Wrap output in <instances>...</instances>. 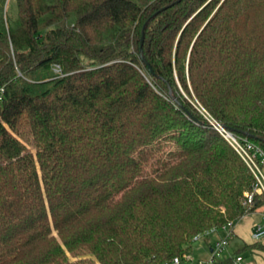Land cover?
I'll list each match as a JSON object with an SVG mask.
<instances>
[{
  "label": "trees",
  "instance_id": "16d2710c",
  "mask_svg": "<svg viewBox=\"0 0 264 264\" xmlns=\"http://www.w3.org/2000/svg\"><path fill=\"white\" fill-rule=\"evenodd\" d=\"M0 88V264H181L248 206L264 0H0Z\"/></svg>",
  "mask_w": 264,
  "mask_h": 264
},
{
  "label": "built area",
  "instance_id": "2783aa9c",
  "mask_svg": "<svg viewBox=\"0 0 264 264\" xmlns=\"http://www.w3.org/2000/svg\"><path fill=\"white\" fill-rule=\"evenodd\" d=\"M2 88H0V92ZM213 127L221 134V136L229 143V145L235 150L239 157L246 164L253 176V182L251 189L244 192V204L248 205L245 214H250L254 211H259V209L264 207V152L244 134H234L224 128L219 124H213ZM257 198V201H255ZM262 199V202H259V199ZM256 204L257 207L252 211L250 208ZM234 221H227L224 225L218 228H211L207 230L204 234L217 232L219 229H225V237L219 239L213 244L212 254L220 255L225 246L228 243V239L232 236L230 228L232 227ZM203 234H197L193 237L192 241L197 240ZM264 236V212L262 213V219L253 225L252 229V238L255 240L260 239ZM185 255V254H184ZM183 255V257H184ZM190 259V256H186ZM241 257H235V261H240ZM170 264H179L178 257H174Z\"/></svg>",
  "mask_w": 264,
  "mask_h": 264
},
{
  "label": "crops",
  "instance_id": "0c3cea01",
  "mask_svg": "<svg viewBox=\"0 0 264 264\" xmlns=\"http://www.w3.org/2000/svg\"><path fill=\"white\" fill-rule=\"evenodd\" d=\"M262 212L241 217L234 221L230 231L232 236L220 253L216 256L212 254L213 244L225 237L226 230L219 229L217 232L207 233L194 241V247L190 252V259L181 264H212L215 260L230 258L229 264H264V236L258 240L252 238L254 223L262 219ZM193 243V241H192ZM192 248V247H191ZM241 257L240 261H235V257Z\"/></svg>",
  "mask_w": 264,
  "mask_h": 264
},
{
  "label": "rangeland",
  "instance_id": "374dc122",
  "mask_svg": "<svg viewBox=\"0 0 264 264\" xmlns=\"http://www.w3.org/2000/svg\"><path fill=\"white\" fill-rule=\"evenodd\" d=\"M10 9H11V12H13V13H15V6H14V4L12 3V5H10ZM220 125V124H219ZM221 126V125H220ZM223 128V127H222ZM225 129V128H224ZM229 131V130H228ZM231 132V131H230ZM238 134H244V135H246V132H241V133H238ZM247 136V135H246ZM248 138H250L249 136H247ZM31 148V147H30ZM261 212L263 211L264 212V207H262V208H260L259 209ZM258 211H254V212H252V213H250V214H246V215H243L242 217H247V216H249V215H253V214H255V213H257ZM193 247H194V241H193V243H192V248L191 249H193ZM190 255V252H187L185 255H184V258H183V262H186V261H188V258H186V256H189ZM69 260H73V258H71L70 256H69Z\"/></svg>",
  "mask_w": 264,
  "mask_h": 264
},
{
  "label": "water",
  "instance_id": "95a60500",
  "mask_svg": "<svg viewBox=\"0 0 264 264\" xmlns=\"http://www.w3.org/2000/svg\"><path fill=\"white\" fill-rule=\"evenodd\" d=\"M141 40H142V37H141ZM140 46H141V41H140ZM139 52H140V56H141V55H142V54H141V49H139ZM147 67H148V69L150 70V67H149V65H147ZM221 127H223V128H224V126H223V125H221ZM246 135H247V136H249V137L251 136V135H250L248 132H246Z\"/></svg>",
  "mask_w": 264,
  "mask_h": 264
}]
</instances>
